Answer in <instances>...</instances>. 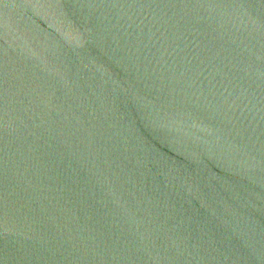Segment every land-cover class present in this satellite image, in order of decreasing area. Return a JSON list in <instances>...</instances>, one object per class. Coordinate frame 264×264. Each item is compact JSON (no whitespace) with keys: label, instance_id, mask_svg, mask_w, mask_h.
<instances>
[{"label":"water","instance_id":"1","mask_svg":"<svg viewBox=\"0 0 264 264\" xmlns=\"http://www.w3.org/2000/svg\"><path fill=\"white\" fill-rule=\"evenodd\" d=\"M0 264H264V0H0Z\"/></svg>","mask_w":264,"mask_h":264}]
</instances>
